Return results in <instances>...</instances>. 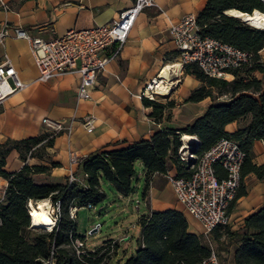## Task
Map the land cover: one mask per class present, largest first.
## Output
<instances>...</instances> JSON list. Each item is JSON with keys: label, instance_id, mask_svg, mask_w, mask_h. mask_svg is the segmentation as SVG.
Instances as JSON below:
<instances>
[{"label": "crops", "instance_id": "1", "mask_svg": "<svg viewBox=\"0 0 264 264\" xmlns=\"http://www.w3.org/2000/svg\"><path fill=\"white\" fill-rule=\"evenodd\" d=\"M5 1L9 10L0 9V33L4 26L8 25L11 28H22L30 36L44 40L61 37L69 30H85L108 24L118 12L130 7L134 2V0ZM206 1L154 0L152 7L137 16L122 51L116 59L106 65L102 74L98 76L96 85L90 90L89 99L86 100L77 99L78 74H66L45 83L38 82L36 80L38 70L28 42L15 38L12 32L6 37H0V64L9 61L17 71L19 79L26 84L23 90L7 97L0 104V143L8 139L23 140L46 133V126L42 124L43 118L73 122L71 133L57 134L52 147L47 148L51 161L56 163L57 167L51 168L46 176L36 175L34 180L37 184L64 182L71 169L78 177H82L84 184L82 187H86V176L81 170V162L76 166H70L69 152L75 151L84 159L97 151L119 150L134 142L149 140L156 131L164 127L175 128L177 118L189 123L203 116L212 102L210 98L195 103L185 102L191 91L199 86V81L192 75H185L182 69L179 76L173 78V81L178 82L167 95L169 101L175 103L170 119H163L160 124L150 119L148 114L151 110L145 106L140 94L163 66L173 65L178 61L175 46L169 35L170 26L187 13L198 15ZM261 57L264 59V56ZM255 76L261 79L260 74L256 73ZM87 116L95 118V128L91 132L86 131L81 125V120ZM250 120L251 115H247L227 124L225 131L234 133L244 129ZM40 162L46 165L44 161ZM252 162L257 166L264 165V143L261 141L253 142ZM5 163V169L11 173L19 171L24 164L40 165L35 158L21 160L15 150L9 153ZM135 169L136 177L133 182L135 190L129 196L117 193L109 182L101 181V189L105 196L104 187L114 192L113 201L108 205V209H112L116 234L106 237L98 246L109 239L117 241L115 256L108 264H123L135 253L141 231L137 221L141 215L150 211L169 209L179 211L188 222V233L208 238L211 232L205 234L201 224L183 211L174 199V193L170 195V199L160 197L154 184L159 179L166 178V175H152L147 182L140 162L136 164ZM216 171L218 175L224 176L220 167L216 166ZM168 174L175 175L176 170L172 169ZM0 179L3 180L0 181L2 203L8 183L7 180ZM239 190L244 191L243 195L233 201L229 209L231 219L229 228L232 232L240 231L244 227L245 219L264 207V181H260L253 174L246 175ZM139 192L141 200L137 196L134 197V194ZM130 201H134L137 212H131ZM104 209L105 207H102V210ZM77 214L74 219L76 232L85 236L86 231L80 233L78 230ZM126 237L128 240L121 242Z\"/></svg>", "mask_w": 264, "mask_h": 264}, {"label": "trees", "instance_id": "2", "mask_svg": "<svg viewBox=\"0 0 264 264\" xmlns=\"http://www.w3.org/2000/svg\"><path fill=\"white\" fill-rule=\"evenodd\" d=\"M231 9L248 14L255 10L264 13V3L261 0H207L197 15L199 34L250 54V62L234 70L231 81L208 77L195 65H184L183 73L200 82L185 102L195 103L210 98L212 104L205 114L183 128L164 127L149 140L134 142L119 150L97 151L82 159L80 167L86 175V187L36 184V175L57 167L51 160H48L49 166L24 164L13 173L5 169L6 157L13 150L23 161L27 158L44 161L34 153L36 146L40 145L42 150L52 147L57 134H41L23 140L8 139L0 143V178L8 183L4 201L0 203V264H40L39 258L47 256L52 242L58 248L57 264H104L110 255V248L104 246L88 251L80 258L75 255L71 241L84 237L76 232L75 221L69 216L70 206L99 205L105 197L101 189L102 180L109 182L117 193L131 195L135 190L133 182L138 162L143 166L147 182L152 175H167L172 169L176 170V177L190 176L193 169L187 168L178 157L183 145L182 135L196 138L191 145L198 158L222 138L235 140L245 153L242 179L253 174L264 181V165L257 166L252 162L253 142L264 143V60L260 56L264 50V31L226 16L225 11ZM256 73L261 75V79L255 76ZM225 97V101H220ZM143 101L151 109L149 118L158 124L166 119V111L175 107L173 101L166 104L145 98ZM247 115H251V120L244 129L234 133L225 131L227 124ZM243 193L239 190L234 202ZM29 200L60 202L57 229L31 236L33 232L27 230L30 220L25 209ZM137 225L141 230L138 248L123 264H198L209 256V247L200 237L188 233V222L179 211H150L140 216ZM214 232L219 235L215 237ZM211 234L217 243L225 236L227 244L237 245L235 264H264V207L248 216L240 231L218 227Z\"/></svg>", "mask_w": 264, "mask_h": 264}, {"label": "built area", "instance_id": "3", "mask_svg": "<svg viewBox=\"0 0 264 264\" xmlns=\"http://www.w3.org/2000/svg\"><path fill=\"white\" fill-rule=\"evenodd\" d=\"M153 5L154 0H134L130 7L118 12L108 24L85 30H69L63 36L51 40L32 37L24 29L11 28L8 25L4 26L0 37H6L12 32L15 38L28 42L38 70L36 79L38 82L45 83L66 74H78L77 99L86 100L89 99V92L96 85L98 76L102 74L106 65L116 59L122 51L137 16ZM0 9L9 10L5 0H0ZM169 35L178 53L181 69L184 65L192 64L211 78L231 81L234 79L232 72L248 64L251 59L250 54L232 45L200 35L197 15L193 13L183 15L177 23L171 25ZM228 76L231 80L227 79ZM150 82L152 83V80ZM150 82L142 89L140 96L154 101L155 98L147 96L148 92H152ZM25 87L26 84L19 79L17 71L9 61L0 64V104ZM72 123H67L65 120L42 119V124L46 126L47 131L53 134H70ZM81 125L86 131L91 132L95 128V118L87 116L81 120ZM182 147L178 153L179 160L187 168L193 169V172L188 177L166 175L176 201L187 215L201 224L205 234L218 227H229L231 225L229 209L241 187V168L245 153L235 140L226 137L220 139L199 158L195 155L191 144L190 148L185 150ZM68 160L70 166H76L81 162L82 157L73 151L69 152ZM216 166L223 170V177L218 176ZM66 184L67 186L78 184L84 186L83 179L71 169ZM47 201L52 206L50 216L53 223L50 229L33 226L29 217L28 231L52 232L57 229L60 202ZM31 203L36 205L38 202L31 200L26 202L27 214L29 213L28 205ZM85 208L95 210L96 207L88 204ZM79 209L75 205L70 206L71 219H75ZM87 238L88 234L84 236V239L76 238L71 241V246L78 258L90 251L85 245ZM115 245L116 241L109 239L101 246L110 248L109 254H111ZM57 249L52 242L47 256L39 258V263L57 264ZM198 264H220V260L216 251L210 246L209 256Z\"/></svg>", "mask_w": 264, "mask_h": 264}, {"label": "rangeland", "instance_id": "4", "mask_svg": "<svg viewBox=\"0 0 264 264\" xmlns=\"http://www.w3.org/2000/svg\"><path fill=\"white\" fill-rule=\"evenodd\" d=\"M246 24V23H245ZM248 25V24H246ZM250 26V25H248ZM251 27V26H250ZM253 28V27H252ZM262 53L261 56H264V50L261 51ZM262 59V57H261ZM264 60V59H262ZM177 63H179V61H177ZM199 86H200V82H199ZM169 96H158L155 97L154 102H159V103H163L166 104L167 102H169ZM227 98H223L220 101H225ZM219 101V102H220ZM151 110V109H150ZM172 109H169L166 111V119H170L171 118V113ZM191 123V122H189ZM188 122L181 120L180 118H177L176 123H175V128L180 129L183 128L184 126H186L187 124H189ZM44 134H51V132L46 131V133ZM37 149H35L34 153L41 156V158L44 160V162L46 163L45 166H49L48 160L50 159V156L47 153V149L46 150H42L40 145L36 146ZM193 149V148H192ZM196 155V154H195ZM197 156V155H196ZM36 162H38L40 165H44L40 162V160L38 158H35ZM49 172H45L43 173L44 176L48 175ZM35 178V177H34ZM82 178V177H80ZM35 182V180H34ZM37 184V182H35ZM50 184V183H48ZM51 184H66V180L64 182H60V183H51ZM155 187L157 188V190L159 191V195L160 197H162V199H170V195L173 193L171 186L168 184L167 179L166 178H161L159 179L155 184ZM77 186H82L81 184H78ZM104 190L106 191V196L104 198V200L102 201L101 204H99L98 206H96V212L95 210H91L88 208H80L77 214V227L78 230L80 231V233H83L84 231L87 232L88 234V238L86 243V247L89 250L92 249H97V247L101 244V242L109 236H113L116 234L115 231V224L112 221V209H108V205H110L113 201V196L112 193H114L111 189H106L104 187ZM139 197V199L141 200V193L139 192L138 194H134V197ZM175 199V197H174ZM139 202V201H138ZM44 201H39L34 207H41L43 205ZM131 204V212L132 211H138V209L135 206L134 201H130ZM135 206V207H134ZM102 207H105V212H103L104 210H102ZM140 208L142 209V204L140 205ZM97 226H100V228L97 230V232L93 233L90 235V232ZM230 230V228H229ZM223 231V230H221ZM130 232L132 233L133 231ZM43 233V231L40 230H34L33 233L31 234V236H35L37 234H41ZM215 237L217 235H219V233L214 232L213 234ZM213 235L210 233L207 237H201L202 242L210 248V246L216 251L219 260H220V264H235L234 263V252H235V248H236V244H227V238L225 236L222 237V239H220L218 241V243L216 242V240L214 239ZM84 237V235H83ZM128 240V237L124 238L123 240H121V242H126ZM116 247H117V241H116V245L113 249V251L111 252V254L109 255V259H107L104 264H108L109 261L111 260V258L113 256H115L116 253Z\"/></svg>", "mask_w": 264, "mask_h": 264}, {"label": "bare ground", "instance_id": "5", "mask_svg": "<svg viewBox=\"0 0 264 264\" xmlns=\"http://www.w3.org/2000/svg\"><path fill=\"white\" fill-rule=\"evenodd\" d=\"M226 16L236 18L243 23H246L253 27L254 29L264 31V13L257 10L253 11L251 14H245L234 9L225 11ZM181 71V66L179 63H174L173 65L163 66L156 77L150 82V88L152 92H148L147 96L155 98L158 96H167L170 94L172 88L177 81H173V78L179 76ZM228 80H231V77H227ZM183 144V150L190 148V144L195 142V137L190 135H182L181 138ZM33 203L28 205L29 217L32 220L33 226L37 228L50 229L53 221L50 216L52 212V206L49 201H44L41 207H34Z\"/></svg>", "mask_w": 264, "mask_h": 264}, {"label": "water", "instance_id": "6", "mask_svg": "<svg viewBox=\"0 0 264 264\" xmlns=\"http://www.w3.org/2000/svg\"><path fill=\"white\" fill-rule=\"evenodd\" d=\"M261 2L264 3V0H261ZM245 14H248V13H245ZM225 15H226V14H225ZM97 230H98V226L95 227V228L90 232V235L93 234V233H95V232H97Z\"/></svg>", "mask_w": 264, "mask_h": 264}]
</instances>
